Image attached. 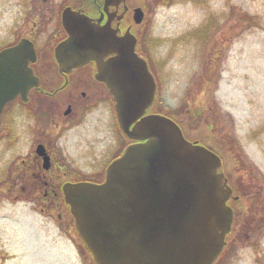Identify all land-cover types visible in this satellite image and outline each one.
<instances>
[{
    "label": "rangeland",
    "instance_id": "374dc122",
    "mask_svg": "<svg viewBox=\"0 0 264 264\" xmlns=\"http://www.w3.org/2000/svg\"><path fill=\"white\" fill-rule=\"evenodd\" d=\"M131 1L148 7L139 47L157 82L151 110L217 152L240 195L243 226L213 264H264V0ZM103 126L100 138L118 136ZM82 137L87 130L62 139L79 162ZM9 175L0 169V264H93L75 232L7 190Z\"/></svg>",
    "mask_w": 264,
    "mask_h": 264
},
{
    "label": "water",
    "instance_id": "95a60500",
    "mask_svg": "<svg viewBox=\"0 0 264 264\" xmlns=\"http://www.w3.org/2000/svg\"><path fill=\"white\" fill-rule=\"evenodd\" d=\"M142 14L136 8V22ZM111 16L102 24L101 17L68 12V37L55 48L61 66L96 61L121 130L137 139L108 164L102 182L64 185L77 233L95 264H212L232 222L221 157L186 139L172 118L146 113L156 80L135 51L134 34L117 35ZM25 51L24 43L2 49L0 65L19 64ZM16 80L0 70V88Z\"/></svg>",
    "mask_w": 264,
    "mask_h": 264
},
{
    "label": "flooded vegetation",
    "instance_id": "af4514ba",
    "mask_svg": "<svg viewBox=\"0 0 264 264\" xmlns=\"http://www.w3.org/2000/svg\"><path fill=\"white\" fill-rule=\"evenodd\" d=\"M136 8L143 12L140 22L134 19ZM70 11L92 20L101 17L102 24L111 13L117 35L126 30L133 33L136 52L147 59L139 47V34L148 7L131 0H0V51L19 43L26 47L19 64L0 65L4 79L11 74L17 78L13 88L8 81L0 88V169L10 174L7 190H15V197L33 200L41 213L73 236L74 221L64 200V184L103 181L109 162L136 140L119 128L114 98L106 83L96 77L95 60L61 66L55 48L68 37L63 19ZM9 95L13 96L7 98ZM103 124L118 134L114 140L99 137ZM85 130L89 137L77 142L76 153L84 156L79 162L65 149L62 139L70 131L80 135ZM227 182L232 188L227 200L233 210L230 242L243 224L235 210L240 195L228 176ZM245 222L255 223L254 218Z\"/></svg>",
    "mask_w": 264,
    "mask_h": 264
},
{
    "label": "trees",
    "instance_id": "16d2710c",
    "mask_svg": "<svg viewBox=\"0 0 264 264\" xmlns=\"http://www.w3.org/2000/svg\"><path fill=\"white\" fill-rule=\"evenodd\" d=\"M164 113V112H163ZM165 114H168V113H165ZM169 115V114H168Z\"/></svg>",
    "mask_w": 264,
    "mask_h": 264
}]
</instances>
